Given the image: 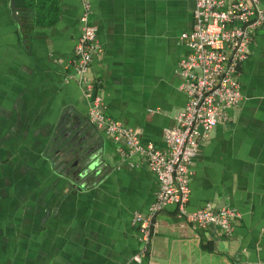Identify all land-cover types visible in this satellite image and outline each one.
I'll list each match as a JSON object with an SVG mask.
<instances>
[{"label":"crops","instance_id":"obj_1","mask_svg":"<svg viewBox=\"0 0 264 264\" xmlns=\"http://www.w3.org/2000/svg\"><path fill=\"white\" fill-rule=\"evenodd\" d=\"M90 2L101 49L86 75L92 90L72 69L81 0H0V264H264V25L238 66L242 101L199 140L190 164L187 209H234L232 235L167 206L139 263L133 215L147 212L157 180L88 123L87 106L99 95L107 115L162 147L186 102L180 33L195 2ZM25 6L37 14L28 21ZM67 123L82 127L88 173L60 144L75 132Z\"/></svg>","mask_w":264,"mask_h":264},{"label":"built area","instance_id":"obj_2","mask_svg":"<svg viewBox=\"0 0 264 264\" xmlns=\"http://www.w3.org/2000/svg\"><path fill=\"white\" fill-rule=\"evenodd\" d=\"M194 2L191 27L180 33L186 52L178 62V73L186 102L176 114L174 125L165 129L162 147L143 142L134 128L107 115L99 95H91L87 106L88 123L119 144L123 158L143 159L157 180L147 212L133 215L140 244L133 260L139 263L147 261L150 255L157 214L167 206H174L177 214L192 225L214 226L228 237L238 216L230 207L187 209L190 164L197 154L199 140L225 120L228 110L243 99L238 66L249 54L253 35L264 25V7L261 0ZM81 6L72 69L92 90L86 75L93 56L101 49L95 26L89 20L90 0H81Z\"/></svg>","mask_w":264,"mask_h":264},{"label":"water","instance_id":"obj_3","mask_svg":"<svg viewBox=\"0 0 264 264\" xmlns=\"http://www.w3.org/2000/svg\"><path fill=\"white\" fill-rule=\"evenodd\" d=\"M67 123L66 127L75 128L74 133H69L64 135V138H61L60 144L63 146V149L71 156H76V159L73 160L72 165L76 166L79 169L77 172L84 174L85 170H88L89 166V153L87 139L81 135L82 127L77 125H70ZM81 130V131H80ZM87 173L89 172L86 171Z\"/></svg>","mask_w":264,"mask_h":264},{"label":"trees","instance_id":"obj_4","mask_svg":"<svg viewBox=\"0 0 264 264\" xmlns=\"http://www.w3.org/2000/svg\"><path fill=\"white\" fill-rule=\"evenodd\" d=\"M56 10H57V5H56V8H55V11ZM48 12H49V10H48ZM51 12L52 13L54 12L53 4H52V10H51ZM21 13H22V17L25 18V19H27V21H28V17L34 16L36 14V11L31 6H25V8H23V11ZM54 19L55 18H53L52 20L54 21Z\"/></svg>","mask_w":264,"mask_h":264},{"label":"rangeland","instance_id":"obj_5","mask_svg":"<svg viewBox=\"0 0 264 264\" xmlns=\"http://www.w3.org/2000/svg\"><path fill=\"white\" fill-rule=\"evenodd\" d=\"M24 190V188L22 189V191Z\"/></svg>","mask_w":264,"mask_h":264}]
</instances>
